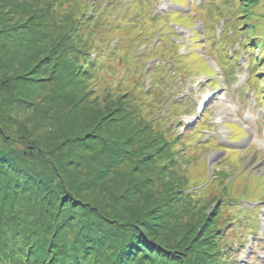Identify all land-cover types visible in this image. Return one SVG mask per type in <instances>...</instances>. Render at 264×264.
I'll return each instance as SVG.
<instances>
[{"label": "trees", "instance_id": "16d2710c", "mask_svg": "<svg viewBox=\"0 0 264 264\" xmlns=\"http://www.w3.org/2000/svg\"><path fill=\"white\" fill-rule=\"evenodd\" d=\"M220 2L211 12L239 36L250 34L255 46L249 61L256 63L259 57L251 55L257 44L264 45V16L255 19V12L264 0ZM0 4L7 10L0 13L5 30L8 16H26L31 24L21 41L24 50L1 49L7 75L0 80V264H222L221 253L235 256L233 248L222 247L227 234L221 223L208 220L207 207L198 208L200 199L177 179L171 132L179 133L177 96L184 88L174 81L175 73L152 68L149 77L159 73L164 81L148 88L144 83L128 88V73L103 84L104 107L98 101L81 106L65 90L84 81L101 83L106 73L113 75L105 59L117 57L99 36L108 28L103 3ZM202 24L206 36L214 25ZM8 28L16 36L21 23ZM114 91L121 94L112 100ZM134 118L151 126L150 140L138 135ZM212 216L231 220L224 219L221 207Z\"/></svg>", "mask_w": 264, "mask_h": 264}, {"label": "rangeland", "instance_id": "374dc122", "mask_svg": "<svg viewBox=\"0 0 264 264\" xmlns=\"http://www.w3.org/2000/svg\"><path fill=\"white\" fill-rule=\"evenodd\" d=\"M99 1L106 7L102 18L108 24L99 36L105 37L110 52L118 51L116 61L114 54L105 59L113 75L106 73L100 78L101 83L84 81L81 88L75 86L65 91L72 92L81 106L98 101L104 107L101 97L106 86L103 84L112 85L129 73L128 88L142 83L148 88L150 84L164 81V77H157L159 73L149 77L152 68L161 65L160 72L164 69L163 73H175L174 81L184 88L177 96L181 108L176 114L181 121L177 129L184 127L178 134L171 132L177 141V179L187 184V194L200 199L198 208L207 207V219H216L214 224L219 227L221 223L225 229L223 233L227 236L222 247H231L237 254L221 253L220 257L226 261L222 264H264V99H260L264 96V45L261 48L257 44L251 59L259 58L252 64L249 50L255 45L249 44L250 34L246 38L239 36L236 29L225 28L226 22L218 21L211 12L216 5H222L220 0H113L111 5ZM3 5L0 4L2 15L7 14ZM255 14V19L263 18V3ZM8 18V30L0 24V80L7 75L1 49L4 53L12 49L11 54L18 51L19 54L24 50L21 41L31 26L26 16ZM17 21L21 28L14 36L8 27ZM202 23L214 25L206 30V36ZM236 24L239 23L233 26ZM241 29L244 31L247 27ZM236 55L240 56L238 63L233 62ZM181 56L185 58L180 59ZM213 59L222 69L219 70ZM210 61L216 67V77L207 66ZM172 85L168 83L175 90ZM113 94L112 100L121 93L114 91ZM175 95L176 92L171 97ZM199 117H202L200 122ZM134 123L139 136L146 140L153 137L148 122L134 118ZM187 132L190 134L186 135ZM186 144L196 148L200 144L206 146L196 151ZM220 207L224 219L230 221L212 216Z\"/></svg>", "mask_w": 264, "mask_h": 264}]
</instances>
